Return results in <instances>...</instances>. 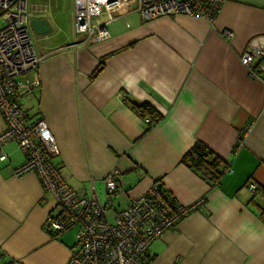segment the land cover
<instances>
[{
	"label": "crops",
	"instance_id": "obj_1",
	"mask_svg": "<svg viewBox=\"0 0 264 264\" xmlns=\"http://www.w3.org/2000/svg\"><path fill=\"white\" fill-rule=\"evenodd\" d=\"M72 5L71 35L37 49L41 63L21 77L33 86L23 108L28 118L46 120L65 180L84 194L95 185L105 203L104 178L118 168L126 194L111 200L114 208L158 180L182 205L203 199L150 245L154 264H264V244L242 248L220 227L221 210L231 207L237 220L264 228V196L242 189L250 180L264 186V82L241 61L249 41L264 36V0H225L214 22L188 14L144 21L133 1L104 17L109 36L93 43L74 34ZM29 8L58 26L52 11ZM225 29L234 32L231 40ZM101 61L104 69L92 78ZM142 103L163 115L149 130L134 108ZM4 129L0 112V133ZM198 141L230 163L216 186L180 163ZM6 151L0 264H67L76 240L70 230L53 236L46 229L53 199L37 173H13L24 161L19 146L10 142ZM213 230L221 236L209 242Z\"/></svg>",
	"mask_w": 264,
	"mask_h": 264
},
{
	"label": "built area",
	"instance_id": "obj_2",
	"mask_svg": "<svg viewBox=\"0 0 264 264\" xmlns=\"http://www.w3.org/2000/svg\"><path fill=\"white\" fill-rule=\"evenodd\" d=\"M133 1L138 2L137 11L144 21L188 14L214 22L225 0H73L74 34L86 43L107 38L104 17ZM33 17L29 0H0V112L5 120V129L0 133V161L9 157L6 145L15 142L24 161L13 173H37L46 196L54 201L46 229L52 235L76 230V244L67 264H154L150 245L198 208L203 199L190 205L172 202L167 191L154 183L127 206L114 208L111 200L126 194L118 168L104 178L105 203L95 185L84 194L65 180L56 161L59 146L46 120L28 118L23 108V100L33 86L22 82L21 77L36 70L42 61ZM223 36L231 40L234 32L225 29ZM241 61L252 77L264 82V36L249 41ZM242 189L253 195L259 184L250 180Z\"/></svg>",
	"mask_w": 264,
	"mask_h": 264
},
{
	"label": "trees",
	"instance_id": "obj_3",
	"mask_svg": "<svg viewBox=\"0 0 264 264\" xmlns=\"http://www.w3.org/2000/svg\"><path fill=\"white\" fill-rule=\"evenodd\" d=\"M103 69L104 63L101 61L92 72L91 77H97ZM134 108L141 113L145 120L149 119L148 121L146 120L148 124L146 130H149L163 118V115L148 103H142L138 106L135 105ZM180 163L200 175L209 183L211 187L220 183L221 178L226 173V168L230 166L229 162L222 160L204 142L201 141L196 142L189 150H187V152L182 156ZM155 183H158L161 188H164L167 191L172 202L176 201V198L173 197L172 193L166 189L161 181L158 180ZM256 193H260L264 196V186L259 185V189ZM53 236L58 235L53 234Z\"/></svg>",
	"mask_w": 264,
	"mask_h": 264
},
{
	"label": "rangeland",
	"instance_id": "obj_4",
	"mask_svg": "<svg viewBox=\"0 0 264 264\" xmlns=\"http://www.w3.org/2000/svg\"><path fill=\"white\" fill-rule=\"evenodd\" d=\"M71 0H29V5L40 6L46 8L49 12L54 13L55 19L58 20V26L51 25V31L46 35L35 34V42L37 49H45L46 47L59 46L65 39L71 35ZM68 237L73 241L76 240V230L72 229L68 233Z\"/></svg>",
	"mask_w": 264,
	"mask_h": 264
},
{
	"label": "clouds",
	"instance_id": "obj_5",
	"mask_svg": "<svg viewBox=\"0 0 264 264\" xmlns=\"http://www.w3.org/2000/svg\"><path fill=\"white\" fill-rule=\"evenodd\" d=\"M220 227L227 229L224 233L230 243L238 244L240 247L264 244V228H258L250 220H237L235 209L224 207L220 212ZM221 236V231L213 230L208 237L209 242L215 241Z\"/></svg>",
	"mask_w": 264,
	"mask_h": 264
},
{
	"label": "water",
	"instance_id": "obj_6",
	"mask_svg": "<svg viewBox=\"0 0 264 264\" xmlns=\"http://www.w3.org/2000/svg\"><path fill=\"white\" fill-rule=\"evenodd\" d=\"M32 26L36 34L44 35L51 31L49 21L45 17H33Z\"/></svg>",
	"mask_w": 264,
	"mask_h": 264
}]
</instances>
